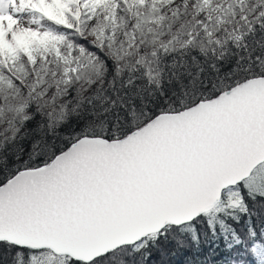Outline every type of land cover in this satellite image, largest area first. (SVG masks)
<instances>
[{
  "label": "snow or ice",
  "instance_id": "snow-or-ice-1",
  "mask_svg": "<svg viewBox=\"0 0 264 264\" xmlns=\"http://www.w3.org/2000/svg\"><path fill=\"white\" fill-rule=\"evenodd\" d=\"M0 264H264V0H0Z\"/></svg>",
  "mask_w": 264,
  "mask_h": 264
}]
</instances>
